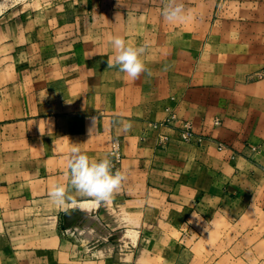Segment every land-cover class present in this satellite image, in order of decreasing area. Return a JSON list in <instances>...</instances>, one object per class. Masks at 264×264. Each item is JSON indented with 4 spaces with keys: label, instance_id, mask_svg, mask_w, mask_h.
<instances>
[{
    "label": "crops",
    "instance_id": "1",
    "mask_svg": "<svg viewBox=\"0 0 264 264\" xmlns=\"http://www.w3.org/2000/svg\"><path fill=\"white\" fill-rule=\"evenodd\" d=\"M178 2L177 23L161 15L165 0H10L0 14V153L13 157L0 165V264H264V76H253L264 70V0ZM117 35L146 46L151 76L108 68ZM208 91L226 144L215 208L190 187L187 170L203 166L185 145L166 157L155 131L142 140L168 107L192 116V96ZM115 138L127 179L112 198L72 190L76 204L52 205L51 187H69L72 147L111 159Z\"/></svg>",
    "mask_w": 264,
    "mask_h": 264
},
{
    "label": "rangeland",
    "instance_id": "2",
    "mask_svg": "<svg viewBox=\"0 0 264 264\" xmlns=\"http://www.w3.org/2000/svg\"><path fill=\"white\" fill-rule=\"evenodd\" d=\"M189 27V26H188ZM177 30L182 32L184 31V26H176ZM190 31L192 32H201L204 31L203 26H190ZM205 31L215 32L216 26L210 25L207 26ZM182 68V67H180ZM178 75V74H177ZM183 75V74H182ZM189 77V74H187ZM198 75L196 73L191 74V78L189 82V88H195L196 83L199 82L198 77L194 79V76ZM254 77H263L264 70L254 74ZM175 85L177 83V89L179 88V81H174ZM176 89V90H177ZM174 99V98H172ZM193 100V110L192 116L181 115L178 112L172 111L170 107L167 108L169 114L161 121H152L148 126L150 128H146L143 139L147 138V132L153 130L157 133L156 136V145H155V154H159V156L166 155L175 147L180 148V146H184L183 149H179L182 151V156H191V158H196V161L203 166L201 169L192 168L191 170H187L191 173L190 187L192 190L199 193L200 199H205L203 204L208 208H215V195L217 188H221V184L217 182V174H216V153L215 151L220 150L218 145L219 143L226 144L220 141H217L215 137V128L217 125L221 124V119H219L216 115V105H215V93L214 91H208L207 96L205 98L204 94H194L192 96ZM206 101V103H205ZM201 115V117H200ZM167 133H166V132ZM186 134H189L188 137H185ZM116 139V138H115ZM113 140V139H112ZM111 140V141H112ZM175 145V146H174ZM213 148L212 152H209L201 159L199 157L200 151H206ZM110 150H111V142H110ZM168 151V152H166ZM178 151V150H176ZM166 152V153H164ZM110 154V151H109ZM6 154L0 153V165L2 167H6L4 163H7L13 157H6ZM2 156H4V160H2ZM8 156V154H7ZM168 156H172L170 153ZM111 157V154H110ZM167 157V155H166ZM175 158V157H173ZM177 162H184L183 159H177ZM193 160V159H192ZM112 161V157H111ZM188 162V161H187ZM181 164V163H180ZM185 171V170H182ZM227 186H224V194L228 193L226 189ZM199 203V201H198Z\"/></svg>",
    "mask_w": 264,
    "mask_h": 264
},
{
    "label": "clouds",
    "instance_id": "3",
    "mask_svg": "<svg viewBox=\"0 0 264 264\" xmlns=\"http://www.w3.org/2000/svg\"><path fill=\"white\" fill-rule=\"evenodd\" d=\"M15 3H23V0H13ZM10 7V0H0V14ZM161 15L169 23L183 22L186 19L185 10L178 0H165ZM110 44L113 56L107 60L108 68H117L119 72L131 80L138 79L141 74L152 75L146 67L143 59L146 46H134L121 36H112ZM95 122V120H94ZM130 128L131 125H125ZM69 187L55 184L48 192L49 202L58 207L66 206L76 200L71 194L72 190L80 197L91 198L92 202L99 205L109 201L127 179L122 171L113 172L112 161L109 156L100 159L90 158L78 146H73L68 159Z\"/></svg>",
    "mask_w": 264,
    "mask_h": 264
},
{
    "label": "built area",
    "instance_id": "4",
    "mask_svg": "<svg viewBox=\"0 0 264 264\" xmlns=\"http://www.w3.org/2000/svg\"><path fill=\"white\" fill-rule=\"evenodd\" d=\"M189 134H186L185 137H188ZM220 150L225 149V145L222 143H219L218 145ZM110 154L112 157V165H113V169L115 171H118L121 165V162L123 160V153H122V149H121V143L118 139H113L111 141V150H110Z\"/></svg>",
    "mask_w": 264,
    "mask_h": 264
}]
</instances>
